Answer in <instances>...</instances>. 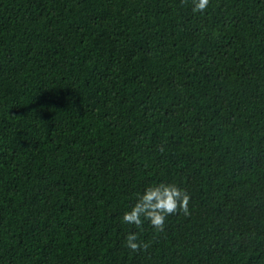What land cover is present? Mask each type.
Returning a JSON list of instances; mask_svg holds the SVG:
<instances>
[{
  "label": "trees",
  "instance_id": "trees-1",
  "mask_svg": "<svg viewBox=\"0 0 264 264\" xmlns=\"http://www.w3.org/2000/svg\"><path fill=\"white\" fill-rule=\"evenodd\" d=\"M192 8L0 0V264H264V0Z\"/></svg>",
  "mask_w": 264,
  "mask_h": 264
},
{
  "label": "clouds",
  "instance_id": "clouds-1",
  "mask_svg": "<svg viewBox=\"0 0 264 264\" xmlns=\"http://www.w3.org/2000/svg\"><path fill=\"white\" fill-rule=\"evenodd\" d=\"M193 13L206 10L209 0H192ZM190 196L188 193L172 183L149 185L144 193L129 211L123 214L122 222L141 228L146 220L157 231H163L166 217L183 213L189 215ZM125 245L131 251L147 248L146 244L138 242L136 233H129L125 238Z\"/></svg>",
  "mask_w": 264,
  "mask_h": 264
}]
</instances>
